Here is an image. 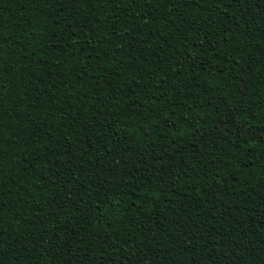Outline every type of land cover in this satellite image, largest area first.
I'll use <instances>...</instances> for the list:
<instances>
[{
	"label": "trees",
	"instance_id": "1",
	"mask_svg": "<svg viewBox=\"0 0 264 264\" xmlns=\"http://www.w3.org/2000/svg\"><path fill=\"white\" fill-rule=\"evenodd\" d=\"M250 7L0 0V240L14 264H228L221 236L264 264V70L247 71L264 37ZM245 72L235 126L196 144ZM98 193L122 196L118 216L97 217Z\"/></svg>",
	"mask_w": 264,
	"mask_h": 264
},
{
	"label": "snow or ice",
	"instance_id": "2",
	"mask_svg": "<svg viewBox=\"0 0 264 264\" xmlns=\"http://www.w3.org/2000/svg\"><path fill=\"white\" fill-rule=\"evenodd\" d=\"M92 2L99 4L101 7L105 2H112V0H92ZM210 3H218L219 0H208ZM237 5L241 2L244 4L250 5V9H245V11L249 14V28L256 32L257 39L260 37H264V0H235ZM133 5H140L143 7H147L149 4V0H131ZM186 6V2H185ZM93 43L95 41H92ZM260 68L264 70V47H261L258 51L257 60H253L251 67L248 68L247 71H253L254 69ZM251 77L247 76V72H245L241 77V82L239 83V99H236L234 103L230 106L226 103L222 107V112L219 117V122L206 129L202 135H199L196 139L195 143H215L219 139H223V134L227 129V126H235L237 121V115L240 111L242 104L244 103V97L250 87ZM220 111V108L217 109ZM183 134V133H181ZM75 158V157H74ZM239 162V161H237ZM227 166V165H225ZM222 169H217V175L214 179H219V173ZM226 182V181H225ZM103 191V189H101ZM98 195V203L92 206L93 212L97 215V217L103 219L105 213H109L108 206H111V213H114L115 216H118L122 206V196L118 194H114L111 197L106 196L103 200H99V193ZM123 195H127L124 193ZM103 203L105 205L104 209L101 210L99 204ZM115 218V217H114ZM2 235V234H0ZM3 240H0V264H14V257L17 255L16 251L11 248H3ZM222 245L224 247H222ZM227 245H234L231 248L225 250ZM34 247V245H32ZM217 248L221 249V259L227 260L228 264H244V260L242 259L243 256H250L251 250L248 248L247 245L244 244V237L240 236L238 240L232 241L230 236H221L220 242L216 244ZM264 252V249H261ZM209 264H217V261L211 260V253H208ZM203 259V257H201ZM261 259L260 253H257L255 256V260L259 261ZM190 264H198L196 258H193Z\"/></svg>",
	"mask_w": 264,
	"mask_h": 264
}]
</instances>
